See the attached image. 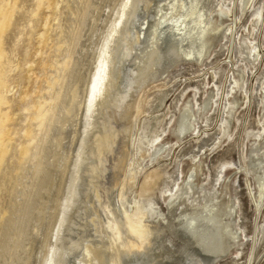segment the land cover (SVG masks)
<instances>
[{
    "label": "bare ground",
    "instance_id": "6f19581e",
    "mask_svg": "<svg viewBox=\"0 0 264 264\" xmlns=\"http://www.w3.org/2000/svg\"><path fill=\"white\" fill-rule=\"evenodd\" d=\"M47 1L61 17L62 0H0V264H215L231 244L217 214L200 220L163 207L168 219L149 226L138 218L143 202L132 217L125 207L121 215L103 206L99 195L107 175L120 182L132 123L154 83L203 60L211 0H79L69 7L54 95L47 111L34 107L38 137L24 126L30 105L11 120V88L20 86L14 73L26 63ZM23 135L26 148L13 142ZM12 191L6 202L1 194Z\"/></svg>",
    "mask_w": 264,
    "mask_h": 264
},
{
    "label": "rangeland",
    "instance_id": "374dc122",
    "mask_svg": "<svg viewBox=\"0 0 264 264\" xmlns=\"http://www.w3.org/2000/svg\"><path fill=\"white\" fill-rule=\"evenodd\" d=\"M62 1L61 17L55 15L53 8H48V1L41 7V21L35 37L31 38L26 63L14 73H18L16 79L20 86L11 88V94L17 99L10 109L11 120L15 123L14 118L23 115V106L30 105L32 111L26 114L28 120L24 126L31 125L30 129L34 126L33 134L38 137L40 121H34V107L45 112L50 105L59 64L65 56L63 32L71 26L67 21L68 12L71 13L70 8H75L79 0ZM226 1L228 8L220 0L210 1L203 60L178 65L154 83L149 102L132 123L131 141L127 143L128 161L120 182L114 183V178L107 175L106 182L102 180L100 184L104 187L99 188V195L102 194V203L106 200L103 206L108 202L114 212L120 208L121 215L125 207L132 217L135 203L143 202L138 218L149 226L165 221L167 214L163 207L170 204L180 206L187 217L214 211L218 216L216 222L221 219L231 236L230 248L219 255L215 264H264V190L261 188L264 179V0H251L247 9L244 0ZM63 28L67 29L63 31ZM125 79L128 82L124 77L122 83ZM160 99L162 103H158ZM185 112L194 133L180 140L176 131ZM166 124L165 132L151 145L152 138ZM16 138L13 142L23 143L22 147H27L30 141L26 135ZM9 140L11 136L5 138L6 142ZM205 142L210 143L199 146ZM45 146L46 142L41 149ZM17 155L22 157L20 150ZM175 178L176 184L171 188ZM143 188L149 191L145 197L141 196ZM122 191H125L123 199ZM13 192L7 193V198L1 195L7 202ZM0 202V206H6L3 200ZM215 231L219 232L218 228Z\"/></svg>",
    "mask_w": 264,
    "mask_h": 264
},
{
    "label": "flooded vegetation",
    "instance_id": "af4514ba",
    "mask_svg": "<svg viewBox=\"0 0 264 264\" xmlns=\"http://www.w3.org/2000/svg\"><path fill=\"white\" fill-rule=\"evenodd\" d=\"M220 3H222L227 8L229 7L228 2L227 1L225 2V0H220ZM250 4H251V0H244L243 5L246 7V9L248 7H250ZM178 100L179 99H177L174 102L175 103V106H173V109H175V107L177 106ZM141 108H142V104H141ZM140 113H141V111H140ZM172 116L173 115L170 114V119L172 118ZM179 120L180 121L178 122V128H177V131H176L177 138L180 139V140H183L185 138V136H187L188 134L190 136H192V134L194 133V131L191 130V119H190V117H188L187 112H185L184 115H182ZM166 129H167V124L165 125V129L163 131H161V134L164 133ZM160 137H161V135L159 136V138ZM209 143L208 142H205L204 145L202 144V146L201 145H199V146L200 147H203L205 145H208ZM199 146H197V147H199ZM199 148H198L197 151H199ZM256 165H257V163H256ZM262 176H263V174H262ZM262 176L260 178H263ZM175 184H176V181H175V183L173 185H170V187L173 188ZM261 188H262V191H263L264 190V179H263ZM142 206H143V203H142ZM169 206L170 207L171 206H175L174 209L176 210V212H178V214H183L182 210H180V206H176L174 204H170ZM169 206L166 208L167 212L169 210ZM214 214H216V212H214V211H208V212H205V213L204 212H201L199 214H196V216L198 217V219L203 220V218H213L214 217ZM133 217H134V215H133ZM166 219H168V215H167V218Z\"/></svg>",
    "mask_w": 264,
    "mask_h": 264
}]
</instances>
